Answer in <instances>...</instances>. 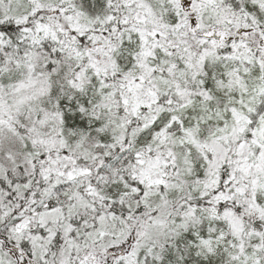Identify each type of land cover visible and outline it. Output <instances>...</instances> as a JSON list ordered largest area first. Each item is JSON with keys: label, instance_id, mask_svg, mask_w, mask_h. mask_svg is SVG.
<instances>
[{"label": "snow or ice", "instance_id": "obj_1", "mask_svg": "<svg viewBox=\"0 0 264 264\" xmlns=\"http://www.w3.org/2000/svg\"><path fill=\"white\" fill-rule=\"evenodd\" d=\"M0 264H264V0H0Z\"/></svg>", "mask_w": 264, "mask_h": 264}]
</instances>
